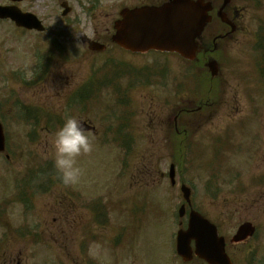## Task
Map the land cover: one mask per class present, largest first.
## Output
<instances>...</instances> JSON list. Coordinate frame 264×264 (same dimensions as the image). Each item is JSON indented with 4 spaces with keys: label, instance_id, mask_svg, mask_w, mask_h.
Segmentation results:
<instances>
[{
    "label": "rangeland",
    "instance_id": "1",
    "mask_svg": "<svg viewBox=\"0 0 264 264\" xmlns=\"http://www.w3.org/2000/svg\"><path fill=\"white\" fill-rule=\"evenodd\" d=\"M113 1L102 0L97 14L98 20L106 21L104 27H73L71 38L56 41L57 46L41 40L39 50L18 53L29 43L17 34L1 41L0 34V112L9 154L8 159L0 155V264H171L175 260L171 234L178 229L175 217L181 203L179 179L192 189L196 210L218 225L227 242L240 224L252 223L255 238L229 247L228 253L236 255V264H264V50L257 48L260 41L264 45V0H238L243 31L219 54L222 76L211 93L216 104L211 112L205 111L201 125H192L193 138L181 144L162 137L166 128L160 121L165 124L170 117L174 92L184 82L180 73L188 65L177 58L148 56L133 62L136 68L148 65L146 71L131 75L132 61L126 55L108 51L113 48L93 54L81 45L79 36L91 37L93 32L107 44L109 21L117 18L120 6ZM50 2L44 0L52 6ZM72 15L80 20L82 11L73 7ZM81 20L86 26L89 19ZM48 48L51 55H46ZM116 69L122 76L113 78ZM98 71L103 89L92 90L100 94L91 95L85 109L74 103L67 109L75 91ZM202 81L198 83L205 95L209 87ZM186 85L192 88L195 83ZM128 99L130 104L120 109ZM25 110L38 116L20 118L17 114ZM126 113L132 115L128 119L132 132L136 129L129 151L102 137ZM69 116L96 128L93 151L77 158L82 169L79 182L65 186L54 180L45 193L22 204L17 192L30 170L56 171L50 166L53 134ZM194 119L199 118L190 122L198 123ZM172 163L175 186L165 178ZM20 193L29 196L28 191ZM96 201L106 213L107 222L100 225L90 212ZM129 209L136 212L134 230L126 226ZM125 226L121 247L113 248Z\"/></svg>",
    "mask_w": 264,
    "mask_h": 264
},
{
    "label": "flooded vegetation",
    "instance_id": "2",
    "mask_svg": "<svg viewBox=\"0 0 264 264\" xmlns=\"http://www.w3.org/2000/svg\"><path fill=\"white\" fill-rule=\"evenodd\" d=\"M53 5L49 6L48 4L44 3V0H0V7L5 9H16L18 11L17 15L20 18V23L23 27H17L10 19L2 20L0 19V34L1 41H7L9 35L15 36L16 34L21 38L22 41L28 42L30 44L24 45L22 48H19L18 53H24L26 50H39L37 44L42 40L43 44L48 45L50 47L57 46V42H61L63 38H71L72 29L73 27H104L106 21L98 20L97 14L100 13V8L102 5V0H50ZM168 0H119V2L113 1L114 4L119 3L118 6V14L124 8H141L146 6H159L163 3L167 2ZM212 3V12L210 15L212 16V21L208 25V27L204 30V33L200 40V52L196 57L195 63L192 64L194 68L191 71H185L182 69L180 73V78L184 81L180 83L174 92L173 98L175 99V105H172L173 108L170 112V123H168V119L165 118L164 122L160 121L161 126H165V132L162 135L164 139L168 140H176L182 143L184 140L188 138H193L192 135L195 134V129H192V125H201L203 120L206 117L205 111H208L211 108L212 101L211 99H199L198 96L193 95V87L190 88L186 84L189 82L196 83L198 78L203 75V77L211 81L212 79L207 74L205 68V64L209 61V59L213 58L216 59V54L222 48L223 43L232 42L238 34H241L243 28L240 23V5L237 4L238 0H231L229 4H227L221 13L226 15V18L229 22L221 23L220 21L216 20L217 12L220 11V7H222V0H210ZM73 7L82 11V17L87 16L89 19L87 21V25L85 26L82 20H78L75 17L73 19ZM64 10L68 11V14L64 17L63 12ZM117 19V18H116ZM115 20L109 21V26L113 27ZM37 23L41 26V30L39 31L36 28ZM20 26V25H19ZM29 28V29H27ZM29 38L33 41L30 42ZM80 42L82 46H86L87 49V42L88 40L103 44L99 41V37L95 32L92 33L91 37L87 35L79 36ZM10 39V38H9ZM108 42V41H107ZM29 47V48H28ZM108 48H113L110 50L118 51L122 55H126L132 63L130 64L132 69L131 75H139L138 73L141 71H146L148 65L144 64L140 68L134 67L133 62L143 60L148 56H154V58H177L175 56H169L166 54H156V53H147V54H129L119 50L116 47L108 46ZM56 49V47H55ZM49 52H46V55H51L53 51L48 48ZM38 53L36 58H38ZM34 56L32 58L34 60ZM55 57V56H54ZM218 58V56H217ZM179 62L180 59L177 58ZM168 62V60H167ZM183 65L185 64L182 61ZM133 65V66H132ZM140 69V70H139ZM119 69L115 70L112 77L114 78L118 75ZM167 70L159 71L161 73L159 75L160 78L164 79L165 72ZM118 72V73H117ZM146 75L152 74L151 72H145ZM118 77H121L120 75ZM174 81V80H173ZM88 82V81H87ZM212 82V81H211ZM148 84V82H147ZM87 86V83H86ZM142 87H146L143 83ZM81 88L84 86L81 85ZM191 89V90H188ZM186 90V91H185ZM185 93V94H184ZM164 104L167 106L169 102L167 100L164 101ZM211 112V109L210 111ZM127 114V113H126ZM129 116L124 117L122 119L118 118L116 128L108 134H112V137L116 139H125V140H132L134 139L135 131L132 132V126L130 125L128 118L132 115L128 114ZM198 117L199 119H194L198 123L190 122L191 119ZM208 120V119H207ZM110 130V129H108ZM189 130V133H188ZM193 132V133H192ZM93 134V133H92ZM251 240V239H250ZM249 242V239L244 242L246 244ZM230 260L233 264H235L234 255L230 252L228 254ZM188 264H203L200 260L195 259L194 262H190Z\"/></svg>",
    "mask_w": 264,
    "mask_h": 264
},
{
    "label": "water",
    "instance_id": "3",
    "mask_svg": "<svg viewBox=\"0 0 264 264\" xmlns=\"http://www.w3.org/2000/svg\"><path fill=\"white\" fill-rule=\"evenodd\" d=\"M209 9V4L200 0H178L160 8L126 10L121 14L122 21L114 27L116 34L112 41L131 52L154 50L176 53L192 60L197 51L196 39L209 21ZM2 150L3 134L0 126ZM191 240L195 241L199 256L209 264H229L224 254V241L217 236L215 227L193 212L190 214L188 230L180 232L177 238L178 253L184 258L190 254L188 245Z\"/></svg>",
    "mask_w": 264,
    "mask_h": 264
},
{
    "label": "clouds",
    "instance_id": "4",
    "mask_svg": "<svg viewBox=\"0 0 264 264\" xmlns=\"http://www.w3.org/2000/svg\"><path fill=\"white\" fill-rule=\"evenodd\" d=\"M92 133L82 120L75 116L67 117L54 132L52 145L54 149L53 167L58 179L71 186L79 182L82 169L77 158L89 154L94 149Z\"/></svg>",
    "mask_w": 264,
    "mask_h": 264
},
{
    "label": "trees",
    "instance_id": "5",
    "mask_svg": "<svg viewBox=\"0 0 264 264\" xmlns=\"http://www.w3.org/2000/svg\"><path fill=\"white\" fill-rule=\"evenodd\" d=\"M46 171H49V170H46Z\"/></svg>",
    "mask_w": 264,
    "mask_h": 264
}]
</instances>
